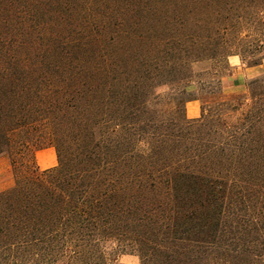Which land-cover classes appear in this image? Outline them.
<instances>
[{"label": "trees", "instance_id": "obj_1", "mask_svg": "<svg viewBox=\"0 0 264 264\" xmlns=\"http://www.w3.org/2000/svg\"><path fill=\"white\" fill-rule=\"evenodd\" d=\"M166 3L0 0V264H264V79L192 80L202 43L143 21Z\"/></svg>", "mask_w": 264, "mask_h": 264}, {"label": "rangeland", "instance_id": "obj_2", "mask_svg": "<svg viewBox=\"0 0 264 264\" xmlns=\"http://www.w3.org/2000/svg\"><path fill=\"white\" fill-rule=\"evenodd\" d=\"M165 1L166 5L158 11L144 14L143 21H166L171 24L182 22L186 28L180 30L176 37H181L188 49L190 41L202 43L199 51H192L190 54V57L200 59L191 65L194 76L192 80L213 83L217 78L221 81L223 93L229 96L246 94L250 80L264 79V0ZM253 59L262 60L261 64L249 67V62ZM196 86L191 82L187 88V119L188 116L196 115V118H199L201 115L202 104ZM151 92L153 95H160L163 101L170 105L171 94L167 87L155 84ZM189 103H194L196 107L187 106ZM45 149L47 148L35 152L38 153V160L41 161L45 156V153L41 152ZM51 155L54 158L53 154ZM40 164L42 167L48 165L45 162ZM13 183L9 159L5 154H0V192L10 188ZM114 246L110 243L105 245L107 251ZM115 255L116 261L112 264H140L135 253L117 252Z\"/></svg>", "mask_w": 264, "mask_h": 264}, {"label": "crops", "instance_id": "obj_3", "mask_svg": "<svg viewBox=\"0 0 264 264\" xmlns=\"http://www.w3.org/2000/svg\"><path fill=\"white\" fill-rule=\"evenodd\" d=\"M188 105H193L194 107H196V105L194 104V103H189V104H187V106ZM187 106H186V109H187ZM188 118L189 119H194V118H196V115H194V116H188ZM42 153H45V156L43 157V159L40 161V160H38V158H37V155H38V153L37 154H35V162H36V165L41 169V170H44V169H48V168H52V167H54L55 165H56V155H55V152L53 151V149L52 148H47V149H45V150H43V151H41ZM40 153V152H39ZM51 154H53V156H54V158L52 157V155ZM41 162H45V163H47L48 165L46 166V167H42L41 166Z\"/></svg>", "mask_w": 264, "mask_h": 264}]
</instances>
